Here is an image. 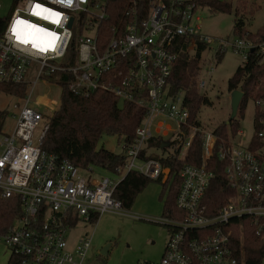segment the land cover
<instances>
[{
  "label": "built area",
  "instance_id": "2783aa9c",
  "mask_svg": "<svg viewBox=\"0 0 264 264\" xmlns=\"http://www.w3.org/2000/svg\"><path fill=\"white\" fill-rule=\"evenodd\" d=\"M13 1L10 14L0 15V84H26L28 90L19 99L21 104L13 105L11 129L0 130V196L15 197L20 203L13 224L0 232V246L9 252V260L84 264L90 238L69 248L68 231L77 222H93L106 212L125 214L113 193L130 171L151 180L161 175L164 183L169 169L155 157L142 159L140 153L150 138L185 135L183 127H187L179 157L200 132L201 162L184 164L179 172L176 213L155 219L168 232L158 264H246L243 226L264 242V95L253 99L254 135L262 144L254 150L249 148L250 140L246 147L234 146V138L225 140L190 124L184 91L170 92L169 87L180 53L191 57L198 45L205 44V50L214 46L213 64L228 50L241 55L245 63L254 49L261 63L264 36L252 37L254 32L244 26L241 36L232 40L202 34L197 11L204 6L197 0H128L122 15L107 27L102 26L113 15L111 0ZM75 24L79 32L92 35L76 41ZM32 63L34 70L29 67ZM56 72L71 75L68 90L76 95L105 91L121 103L144 109L133 141L123 142L125 162L112 173L120 179L100 176L98 167L81 168L42 150L47 123L35 143L41 118L56 112L61 98L50 114L31 105V98L40 81L59 86L47 78ZM205 85L203 78L195 79L198 91ZM215 157L226 163L220 202L207 198L218 178L216 167L209 169ZM257 264H264V250Z\"/></svg>",
  "mask_w": 264,
  "mask_h": 264
},
{
  "label": "trees",
  "instance_id": "16d2710c",
  "mask_svg": "<svg viewBox=\"0 0 264 264\" xmlns=\"http://www.w3.org/2000/svg\"><path fill=\"white\" fill-rule=\"evenodd\" d=\"M212 12H228L233 7L237 11L243 4L225 3L220 0H197ZM113 15L102 27L115 23L122 15L128 4V0H111ZM2 20L0 19V27ZM234 33L242 34L243 24L241 19H236ZM107 30V28H106ZM253 31H251L252 33ZM264 36V27L251 34L252 37ZM206 48L205 44L198 45L194 55L189 57L186 53H180L173 65L170 78V92L183 90L184 100L189 109V123L199 126L197 114L201 105L205 102L204 96L195 87V75L198 72L201 52ZM223 55L221 54L218 58ZM71 75L67 72H56L47 78L60 87L61 106L51 117L47 118L48 128L42 140L41 148L48 153L56 154L60 159L69 160L71 163L87 168L89 165L101 168L109 173L116 172L119 166L125 162L123 152L114 153L104 148L97 149V144L103 135H113L122 139L125 144H130L135 137V130L145 115L144 109L130 102H122L105 91H95L87 97L76 95L68 90V81ZM243 91L238 116L228 125L222 123L213 132L217 137L228 140L234 138L239 130V117L243 116L244 109L249 98L256 99L264 95V62H259L255 51L248 54V60L238 66L233 75L228 79V90ZM26 84H0V93L12 95L23 99L27 93ZM45 112V111H44ZM46 113V112H45ZM50 114V113H48ZM256 114L254 115V119ZM6 113L0 109V130L3 128ZM256 125L254 126V129ZM185 135H169L167 137L154 136L150 138L140 153L142 159L157 158L164 168L169 169L168 179L161 182V175L155 179L165 189L168 187L170 198L163 203V215L173 216L176 213L175 198L180 185L179 172L184 164H200L202 135L196 132L189 148L183 157H179L182 144L186 140L188 128L183 127ZM261 142L253 134L249 148L258 149ZM218 173V178L209 189L207 198L217 202L222 198V171L225 162L216 157L209 162V169L213 168ZM151 181L142 174L130 171L118 183L114 190V197L121 201L124 209H129L136 196ZM218 204V203H217ZM20 213V203L15 197L2 198L0 196V232L10 227ZM243 249L246 264H257L264 250L262 242L251 229L244 232ZM7 264H18L16 258L10 259Z\"/></svg>",
  "mask_w": 264,
  "mask_h": 264
},
{
  "label": "rangeland",
  "instance_id": "374dc122",
  "mask_svg": "<svg viewBox=\"0 0 264 264\" xmlns=\"http://www.w3.org/2000/svg\"><path fill=\"white\" fill-rule=\"evenodd\" d=\"M239 1H242L243 4L237 11L235 7L228 12H212L207 7L199 8L197 15L202 22L201 33L215 38L232 40L238 36L233 29L236 19H241L244 28L250 31L254 32L263 28L264 0ZM14 6L13 0H0V15H9ZM73 32L76 41L79 37L92 35L90 31L79 32L76 29V24L73 26ZM213 48L214 46L207 47L203 51L199 61L200 68L195 75V79L203 78L206 82L203 90L199 91L204 96L205 102L197 114V121L203 131H213L228 120L231 113V92L228 90V79L244 61L241 55L228 50L216 64H213V53L211 52ZM56 62L59 63L60 60ZM29 67L34 70L36 64L32 63ZM59 99V86L49 82L44 84L40 81L31 98V105L42 112L51 113ZM14 104L20 105L21 100L12 95L0 93V109L5 111L7 118L3 126V130L6 132L13 125L12 115L16 114ZM56 112L48 117L53 116ZM254 115V102L252 98H249L243 116L239 117L241 133L231 141L234 146H247L254 134ZM46 123L47 118L43 116L34 132L35 143ZM230 140L231 138H229ZM99 148L120 153L123 151L124 143L116 136L103 135L97 144V149ZM95 170L100 176L107 175L116 179L121 177L120 175L114 176L100 168ZM166 172L165 170L164 173ZM168 197L170 198L168 187L164 189L160 182L151 180L138 193L132 206L124 210L125 214L106 212L93 222H77L68 231V247L72 248L79 239L90 238V247L84 257V264H158L164 251L168 232L166 227L157 223L155 219L163 217V203ZM243 228L247 230L246 226ZM104 249L106 253L102 254ZM9 255V252L0 246V264H7Z\"/></svg>",
  "mask_w": 264,
  "mask_h": 264
},
{
  "label": "water",
  "instance_id": "95a60500",
  "mask_svg": "<svg viewBox=\"0 0 264 264\" xmlns=\"http://www.w3.org/2000/svg\"><path fill=\"white\" fill-rule=\"evenodd\" d=\"M253 50L254 49H251L250 51L253 52ZM243 94H244L243 91H241L239 89H234L231 91V96H230L231 113H230L228 120L225 121L226 125H228L230 123V121L236 117L241 99L243 97ZM105 253H106L105 249L102 250V254H105Z\"/></svg>",
  "mask_w": 264,
  "mask_h": 264
},
{
  "label": "crops",
  "instance_id": "0c3cea01",
  "mask_svg": "<svg viewBox=\"0 0 264 264\" xmlns=\"http://www.w3.org/2000/svg\"><path fill=\"white\" fill-rule=\"evenodd\" d=\"M166 244V243H165ZM164 252V251H163Z\"/></svg>",
  "mask_w": 264,
  "mask_h": 264
}]
</instances>
